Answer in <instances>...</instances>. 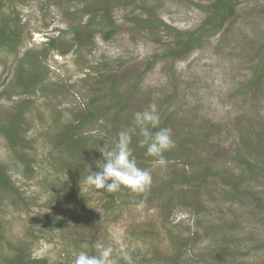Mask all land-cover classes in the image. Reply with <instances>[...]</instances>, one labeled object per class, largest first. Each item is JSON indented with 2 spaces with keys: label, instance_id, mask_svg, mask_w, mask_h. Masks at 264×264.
Instances as JSON below:
<instances>
[{
  "label": "rangeland",
  "instance_id": "1",
  "mask_svg": "<svg viewBox=\"0 0 264 264\" xmlns=\"http://www.w3.org/2000/svg\"><path fill=\"white\" fill-rule=\"evenodd\" d=\"M97 1L112 5L120 26L118 32L107 40L100 33L94 39L83 34L84 42L71 48L72 25L85 24L90 18L86 6ZM211 1L0 0L1 10L12 17L19 16L24 27L23 40L16 51L0 49V117L6 119L24 101L29 119L26 135L33 142V148L26 150L32 159L28 166L14 157L5 138L0 136V163L5 164L24 195L19 201L6 200L1 206L0 220L4 221L7 237L14 242L25 238L30 223L37 227L34 241L29 233L26 240L31 245L32 258L39 260V264H73L75 255L82 250L95 254L92 247L95 241L109 243L110 231L121 234L132 252L145 251L148 244L136 240L129 232L151 222L157 223L155 227L162 243L167 249L172 248L171 235L164 230L162 219L154 209L140 205L125 208L121 214L118 204L125 196L122 189L117 192L120 199L112 213L106 212L101 205L105 198L117 201L116 193H103L80 184L91 170H98L95 162L102 158L98 147L111 145L117 139L118 132L113 127L130 126L134 114L151 104L158 108L160 123L170 119L169 127L175 128L172 131L175 147L187 148L178 159L167 160L164 167L154 166L152 157L148 162L137 160L139 167L151 172L152 181L168 177L175 168L193 173L187 164L192 161L198 166L195 172L203 165L233 170L235 177L243 176L245 186L264 200V177L250 174L246 177L238 160L241 155L258 165L262 163L242 152L245 141L241 136L255 133L257 139L258 132L264 133V80L259 92L248 93L243 89L252 78L251 65L264 52V0H247L239 8L237 18L228 21L215 36L205 38L202 48L178 60L162 58L166 44L172 40L170 34L196 30L208 15L202 6ZM142 19L153 21V28L142 24ZM53 37L60 38L51 47L49 42ZM27 51L28 60L24 58ZM22 59L30 63L41 60L37 68L47 75L35 93L23 95L11 87ZM100 96L104 101L99 107L104 109L105 117L95 115V123L83 130V143L61 148L58 139L66 125L76 123L81 113L92 107L93 99ZM127 96L126 118L122 116L120 123L114 125L110 106ZM68 169H72L87 203L76 208L74 202H67L65 212L71 210L70 218L61 231L49 229L43 220L31 221L53 214L54 207L59 206L55 197L66 194L70 188L66 183ZM201 201L206 205L205 212L197 214L191 204L183 205L167 224L176 233L189 236L195 232L204 239L191 248L185 263L188 259L196 264L214 262V255L204 247L215 240L204 232L217 230L238 217L245 221L240 234L252 240L244 244L253 249L264 242L258 240L264 239V223L252 218L254 213L250 212L255 209L251 203L236 197L217 177L202 187ZM114 216L119 218L114 220ZM219 237V232H213L214 239ZM253 250L254 256H243L242 260L263 257L264 247ZM201 252H205L206 262L196 255Z\"/></svg>",
  "mask_w": 264,
  "mask_h": 264
},
{
  "label": "trees",
  "instance_id": "2",
  "mask_svg": "<svg viewBox=\"0 0 264 264\" xmlns=\"http://www.w3.org/2000/svg\"><path fill=\"white\" fill-rule=\"evenodd\" d=\"M247 0H212L208 5L202 6L208 15L204 22L196 29L191 31H175L170 34L172 40L166 44L164 57L178 60L185 57L194 49L202 48L205 38L215 36L222 31L229 21H234L238 16V10ZM112 5L107 1H97L94 4L86 6L90 15L89 20L85 24L72 25L74 33L73 43L71 48L76 47L84 42L83 34L88 36L89 39H94L96 33L103 34L104 39H109L112 35L116 34L119 30V24L117 23L115 13ZM83 13V11H80ZM143 24L153 28V21L140 20ZM161 24L165 25L163 21ZM23 25L19 16L12 17L11 15L4 13L0 6V49H9L10 51H16L19 44L23 40ZM84 29V30H83ZM60 37H53L50 40V45L55 46L56 41ZM161 56V55H160ZM25 59L30 58V52H26L24 55ZM38 58V57H36ZM22 59L18 62L14 78L11 80V87L16 90L19 94L27 95L35 93L38 86L46 79L44 71L38 69V62L41 60H34L29 62ZM154 60H157L155 58ZM152 61L150 62V64ZM253 75L250 81L244 86L246 92H259L262 87V81L264 80V52L262 50L258 60L253 62L251 65ZM10 89V87H9ZM7 90L4 91V93ZM135 93V92H134ZM129 94L130 97L133 94ZM129 96L121 98L118 103L110 106L111 114L110 117L113 120L114 125H118L122 120V116L126 118L124 111L128 108L126 101ZM103 99L100 96L99 99H93L91 102L92 107L86 113H81L76 123H69L66 125V130L61 134L58 139V144L61 148L76 147L78 144L84 142L83 130L86 126L94 124L96 119L95 115L104 116V109L100 108L99 105L103 103ZM100 112V114H99ZM6 119L0 117V136H3L7 142L8 148L14 154V157L25 165H30L32 161L27 149L33 148L32 140L27 137L28 128V117L25 109V102L20 101L14 107L12 113L6 115ZM118 116V118H117ZM133 117V116H131ZM165 120L160 123V127L170 128L174 133V127H169L168 121ZM127 126H114L119 132L122 128ZM155 131V130H153ZM264 132V131H263ZM255 133H249L247 136L244 134L241 136L244 139V146L242 152L247 154L249 157L252 156L254 160L257 159V163L262 160L261 165L253 163L247 156L241 157L239 155V163L243 165V175L246 174L252 176L264 177V133L258 132V138L254 136ZM176 136V135H175ZM136 137L133 138L132 148L134 149V155L137 160L148 162V157L145 155V149L137 146ZM255 139L257 141H255ZM190 140V139H189ZM186 142V140H185ZM184 145V141H182ZM188 146V145H186ZM187 148L180 146L173 148L171 151L166 152V160H175L181 154H184ZM181 152V153H180ZM251 154V155H250ZM196 156V155H195ZM243 156V155H242ZM187 163V162H186ZM189 165L193 169V173H187V169L182 168L181 171L174 169L173 173L169 174L166 178H161L158 181L153 180L147 193L136 194L130 193L129 190L123 189L125 193L124 199L118 204L120 213H123L125 208L131 209L140 205L147 207V210L154 209L157 216L162 219L163 228L168 232L170 244L172 248L167 249V245L162 243L160 236L156 230L155 225L157 223L151 222L144 227H133L129 234L136 240H142L148 244L147 249L144 251L132 252V256L135 264H196L185 263L189 257L191 248L204 242L199 236V233H192L189 236H184L182 233H176L167 225L170 221L175 210L183 205L194 206V211L197 214L205 212L206 205L202 203V187L205 184L210 183L211 180H215L216 177L224 184L230 187V192L244 201H249L251 206L255 209L250 213H254L252 217L256 222L264 223V200L257 193L253 192L249 186H245V179L243 176L233 175V170L230 169H218L212 165H206L199 167L200 169L195 172L194 168H198L192 161H188ZM177 167V166H176ZM179 167V166H178ZM177 167V168H178ZM191 169V170H192ZM176 170V171H175ZM69 176L67 182L69 189H67V195H57L55 199L59 201V206L54 207V212L51 215L41 216L33 219L38 223L47 224L49 229L63 230L68 224L71 210L68 209L65 212L68 201L74 202L75 207L80 208L86 202L83 193L81 192L78 182L75 181V177L72 175V169H68ZM245 172V173H244ZM191 192V193H189ZM191 194V195H189ZM114 196V195H113ZM113 196H110L113 197ZM116 199L109 200L105 198V203L101 205V209L106 212L112 213L113 206L117 204L120 196L118 193L115 194ZM192 196V197H191ZM69 197V198H68ZM13 198L16 201L24 199V195L20 192L19 187L16 186L9 173L5 164L0 163V211L1 206ZM56 201V202H57ZM249 205V204H248ZM104 206V207H103ZM62 207L61 209H59ZM67 214V216H66ZM112 215V214H111ZM119 216L115 217L117 220ZM238 220H232L228 223L222 224L217 230L205 231L204 233L209 235V238L215 240L213 244H205V249L214 255V262H206L205 252L196 255L202 256V260H205L204 264H264V255L260 259H254V261L248 259L243 261V256L253 255L254 251H259L260 248L264 247V242L260 243L257 247L249 248L251 238L243 236L240 233L243 232L244 220L238 217ZM101 225V224H100ZM25 238L17 239L16 242L11 240L6 235V226L4 221L0 220V264H39V260L32 258L31 245L27 244L26 238L31 235L33 241L35 233L38 231L37 227L30 223L26 229ZM213 232H219L220 237L214 239ZM29 233V235H28ZM197 234V235H196ZM64 238L67 239L64 234ZM168 239V238H167ZM264 241V239H258ZM247 250V251H246ZM171 251H174L173 253ZM254 256V255H253ZM45 261L42 260V262ZM123 264V262H122Z\"/></svg>",
  "mask_w": 264,
  "mask_h": 264
},
{
  "label": "clouds",
  "instance_id": "3",
  "mask_svg": "<svg viewBox=\"0 0 264 264\" xmlns=\"http://www.w3.org/2000/svg\"><path fill=\"white\" fill-rule=\"evenodd\" d=\"M160 122L155 104L136 112L131 125L122 128L111 145L105 143L98 147L102 156L95 162L98 170H91L80 184L109 194L122 189L136 194L147 193L152 183L151 172L138 166L132 143L136 137L137 146L145 149L146 156L153 158L154 166H166L164 154L175 148V141L171 129L160 127ZM107 240L110 242L97 239L92 246L95 254L82 250L75 255L73 264H135L132 251L121 234L110 231Z\"/></svg>",
  "mask_w": 264,
  "mask_h": 264
}]
</instances>
